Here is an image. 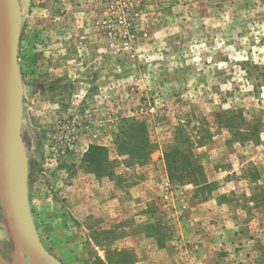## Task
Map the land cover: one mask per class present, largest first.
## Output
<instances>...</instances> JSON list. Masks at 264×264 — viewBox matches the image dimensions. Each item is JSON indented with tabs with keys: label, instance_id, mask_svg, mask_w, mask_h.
I'll use <instances>...</instances> for the list:
<instances>
[{
	"label": "rangeland",
	"instance_id": "obj_1",
	"mask_svg": "<svg viewBox=\"0 0 264 264\" xmlns=\"http://www.w3.org/2000/svg\"><path fill=\"white\" fill-rule=\"evenodd\" d=\"M17 7L18 207L44 249L62 264H264V0ZM140 124L142 164L121 149ZM91 146L107 149L98 170ZM174 146L211 189L171 182ZM0 253L13 263L1 200Z\"/></svg>",
	"mask_w": 264,
	"mask_h": 264
},
{
	"label": "water",
	"instance_id": "obj_2",
	"mask_svg": "<svg viewBox=\"0 0 264 264\" xmlns=\"http://www.w3.org/2000/svg\"><path fill=\"white\" fill-rule=\"evenodd\" d=\"M17 4L18 0H0V40L5 51L4 67L1 70L5 78L0 91V200L14 241L12 264H21L25 253L36 264H62L23 225L18 207L19 182L12 178L6 149L8 139H20L23 114L24 89L18 59L21 20ZM10 118L14 122L12 131H8ZM0 264L11 263L0 253Z\"/></svg>",
	"mask_w": 264,
	"mask_h": 264
},
{
	"label": "trees",
	"instance_id": "obj_3",
	"mask_svg": "<svg viewBox=\"0 0 264 264\" xmlns=\"http://www.w3.org/2000/svg\"><path fill=\"white\" fill-rule=\"evenodd\" d=\"M140 125V129L137 132L128 133L126 129L123 135L126 140H124V143H121V149L124 151V155H128L133 161L136 159L137 162L142 164L145 161H149V157L153 151L149 149L148 142L144 141V130L146 127L144 124ZM184 142L189 143L190 139L185 137ZM106 157V148L91 146L89 152L85 156V160L93 164L96 170H98L99 164L102 165L103 161H106L107 163ZM165 160L171 182H174V179L177 178L178 181L175 182L180 183L183 182V179H186L185 177H187L196 183L202 181V187H200L201 190H209L212 188L211 184H207V178L202 167L197 164L198 162L195 158L187 154V151H184L183 149L178 151L174 146L166 153Z\"/></svg>",
	"mask_w": 264,
	"mask_h": 264
},
{
	"label": "bare ground",
	"instance_id": "obj_4",
	"mask_svg": "<svg viewBox=\"0 0 264 264\" xmlns=\"http://www.w3.org/2000/svg\"><path fill=\"white\" fill-rule=\"evenodd\" d=\"M4 47H3V43L0 40V91L2 89L3 86V82H4V78L5 76L2 75V67L4 64ZM14 127V122L12 121V119H8V131H12ZM16 142H15V138H10L8 139V143H7V153H8V157H9V162L10 165L12 167V178L13 179H17V181H20V178L22 176V166L20 164V161L17 157V155L15 154L16 152ZM20 191H22V188L20 186V190H18V193H20ZM22 193V192H21ZM22 195V194H21ZM19 195V196H21ZM21 264H30V261L28 260V258L25 256V254L22 256V262Z\"/></svg>",
	"mask_w": 264,
	"mask_h": 264
},
{
	"label": "crops",
	"instance_id": "obj_5",
	"mask_svg": "<svg viewBox=\"0 0 264 264\" xmlns=\"http://www.w3.org/2000/svg\"><path fill=\"white\" fill-rule=\"evenodd\" d=\"M153 160H154V159H153ZM166 174H167V172H166ZM167 181H168V177H167ZM166 184H169V181H168Z\"/></svg>",
	"mask_w": 264,
	"mask_h": 264
}]
</instances>
